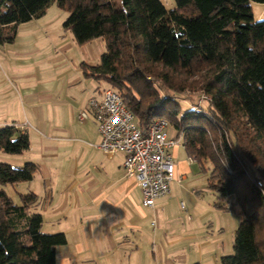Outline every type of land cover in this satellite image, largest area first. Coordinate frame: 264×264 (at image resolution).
<instances>
[{
    "label": "trees",
    "instance_id": "obj_1",
    "mask_svg": "<svg viewBox=\"0 0 264 264\" xmlns=\"http://www.w3.org/2000/svg\"><path fill=\"white\" fill-rule=\"evenodd\" d=\"M251 1L264 3L175 0L168 11L162 0H0V43L14 42L19 24L56 3L79 44L105 40L100 62H84L83 72L119 92L141 128L164 118L191 160L203 169L211 163L208 187L216 206L242 216L234 251L221 264H264V19H255ZM192 92L194 99L183 96ZM179 99L192 103L181 118ZM29 148L27 132L0 127L1 151ZM37 170L33 161H2L0 184L31 181ZM21 200L0 187V264H57L65 232L42 231L36 192Z\"/></svg>",
    "mask_w": 264,
    "mask_h": 264
},
{
    "label": "crops",
    "instance_id": "obj_2",
    "mask_svg": "<svg viewBox=\"0 0 264 264\" xmlns=\"http://www.w3.org/2000/svg\"><path fill=\"white\" fill-rule=\"evenodd\" d=\"M101 80L83 72L79 84L71 86L70 82L68 88L52 87L40 98L42 103L35 104L27 90L18 96L0 71V127L15 124L30 136L28 150L18 154L0 150V160L22 165L31 161V154L39 156L34 178L24 185L48 197L42 209L38 208L42 226L51 223L53 230L66 233L67 242L56 249L57 264H151L146 235L151 218L154 215L167 221L179 209L175 203L179 197L193 198L192 191L182 182L190 172L192 160L182 153L179 143L169 148L176 164L170 192L156 199L154 206H145L140 185L125 172L124 154L107 155L97 146L102 135L89 100L102 94ZM12 101L15 103L8 108L10 116L5 114L4 105ZM81 111L88 112L84 120L79 118ZM35 142L38 149L32 152ZM177 211L174 218L183 220L181 225L192 229L200 217L205 219L211 213V208L196 219L190 205ZM192 232L170 240L175 243L194 238ZM212 243L211 237L198 241L197 251L192 256L188 254L181 264H218L219 248Z\"/></svg>",
    "mask_w": 264,
    "mask_h": 264
},
{
    "label": "rangeland",
    "instance_id": "obj_3",
    "mask_svg": "<svg viewBox=\"0 0 264 264\" xmlns=\"http://www.w3.org/2000/svg\"><path fill=\"white\" fill-rule=\"evenodd\" d=\"M162 2L168 11L175 7V0H162ZM251 5L255 19H264V3L251 1ZM67 15L68 13L65 10L53 3L47 8L43 17L19 24L14 42L0 43L1 74L13 84L18 96L21 91L27 90L31 95V98L29 97L30 100L35 104H40L42 103L40 98L45 96L52 87L60 85L59 88H68L70 82H73L71 86L79 84L78 79L83 74L84 62L91 65H96L100 62L102 54L106 51L105 40L103 38H94L86 43L79 44L75 40L73 32L63 26ZM151 81L154 82L155 80L151 79ZM100 86L105 89L109 87V84L103 79ZM183 96L187 97V99L196 97L194 92L186 93ZM179 100L180 112L178 117L181 118L184 112L191 108L192 103L183 99ZM14 103L12 101L4 105L5 114L11 116L8 108L13 107ZM173 105L174 102L170 101L167 107L170 108ZM17 110L20 111L21 107L18 108L17 106ZM163 116L170 120L168 112L163 114ZM168 133L171 137L178 138L176 130L171 123L168 127ZM179 138V146H181L182 153L185 152V156H187L186 150L182 146L184 139L182 137ZM36 144L35 142L31 149L32 152H37L38 147L36 149ZM31 157V161L39 163L36 160L39 156L31 154ZM0 162L2 161L0 160ZM73 163H75L74 159H72ZM189 164L190 172L182 182L189 191H192L191 195L193 198L186 195L185 198L179 197V200L175 201L179 209L169 215L167 221H163L162 217L157 219L153 215L149 230L146 231L148 237L147 250L150 248L151 259L149 261L151 264H181L188 254L192 256V253L197 251L199 247L198 241L207 237H211L212 244L219 248L217 251L218 264H221L220 260L223 255L232 254L234 251V235L242 220V216L238 212L224 211L216 206L217 194L208 187L211 163L206 162L204 169L196 161H189ZM24 182L27 181L16 184H0V187L7 192L14 202L21 203V195L33 191L27 185H24L26 184ZM45 199H48V197L43 196V194L39 195L40 202L35 206V211H38V208L42 209L45 205ZM184 205L193 207L194 212L192 214L194 219L209 213L210 208L211 213L206 215L205 219L200 217V220L195 222V228L183 227L181 222L184 221H177L174 215L179 213L177 210H182ZM50 211L52 213L55 212L53 209ZM65 223L70 225L69 222H64L63 224ZM52 226L51 223H45L42 226V231L45 233H57L58 231L53 230ZM196 228H199V230H196ZM191 230L193 231L192 234L195 235L194 238L184 239L175 243L170 240V238L189 233ZM196 233H198L197 238ZM211 258L213 259L212 256Z\"/></svg>",
    "mask_w": 264,
    "mask_h": 264
},
{
    "label": "built area",
    "instance_id": "obj_4",
    "mask_svg": "<svg viewBox=\"0 0 264 264\" xmlns=\"http://www.w3.org/2000/svg\"><path fill=\"white\" fill-rule=\"evenodd\" d=\"M89 106L102 135L97 146L107 155L124 154L123 167L140 185L143 204L154 206L156 199L170 192L176 164L169 148L177 145L180 138L169 137L164 118H156L147 128H141L122 95L112 88L91 97ZM87 115L81 111L79 118L84 120Z\"/></svg>",
    "mask_w": 264,
    "mask_h": 264
}]
</instances>
